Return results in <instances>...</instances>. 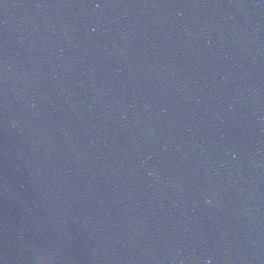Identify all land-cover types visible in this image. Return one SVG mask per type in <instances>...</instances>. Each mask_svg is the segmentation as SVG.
<instances>
[{
  "label": "water",
  "instance_id": "water-1",
  "mask_svg": "<svg viewBox=\"0 0 264 264\" xmlns=\"http://www.w3.org/2000/svg\"><path fill=\"white\" fill-rule=\"evenodd\" d=\"M0 264H264V0H0Z\"/></svg>",
  "mask_w": 264,
  "mask_h": 264
}]
</instances>
